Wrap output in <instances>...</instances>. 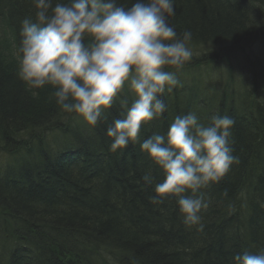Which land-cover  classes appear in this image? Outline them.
I'll list each match as a JSON object with an SVG mask.
<instances>
[{
    "label": "trees",
    "instance_id": "1",
    "mask_svg": "<svg viewBox=\"0 0 264 264\" xmlns=\"http://www.w3.org/2000/svg\"><path fill=\"white\" fill-rule=\"evenodd\" d=\"M118 3L130 6L129 0ZM174 8L167 23L178 36L190 31L188 47L203 51L179 70L165 69L189 80L160 97L167 109L141 127L140 142L155 132L166 135L175 117L189 111L205 124L214 114L234 119L230 141L239 162L203 190L209 206L200 213L202 231L185 227L175 198L153 202L154 184L163 177L139 143L111 150L106 131L122 118L120 101L131 105L129 93L117 96L95 128L83 121L73 131L56 127L60 136L52 144L40 142L62 109L51 86L31 89L18 76L20 24L34 19V5L0 0V25L12 38L0 41V142H12L5 148L18 164L3 167L0 177V238L9 241L7 247L0 243L5 264H18L13 252L19 248L28 253L43 242L49 247L44 264H233L236 254L264 249V0H174ZM215 66L224 73L206 82L203 68ZM79 132L86 136L76 141ZM70 135L73 149L49 160L48 153L59 148L53 145ZM34 138L33 153L26 142ZM103 141L109 157L95 159ZM149 171L152 185L142 180Z\"/></svg>",
    "mask_w": 264,
    "mask_h": 264
},
{
    "label": "clouds",
    "instance_id": "2",
    "mask_svg": "<svg viewBox=\"0 0 264 264\" xmlns=\"http://www.w3.org/2000/svg\"><path fill=\"white\" fill-rule=\"evenodd\" d=\"M32 2L34 19L20 24L19 78L31 89L51 86L62 111L89 129L127 85L133 100L130 106L120 101L122 118L107 128L111 150L139 143L163 177L154 184L153 202L175 198L185 227L202 231L200 213L209 206L203 190L239 162L230 141L234 119L214 114L205 124L189 111L175 117L166 135L155 132L140 142L141 127L167 109L160 97L179 84L165 69L179 70L193 55L192 33L178 36L167 23L175 15L174 0H129L127 7L118 0ZM142 180L152 185L154 177L149 171ZM233 264H264V249L236 254Z\"/></svg>",
    "mask_w": 264,
    "mask_h": 264
},
{
    "label": "bare ground",
    "instance_id": "3",
    "mask_svg": "<svg viewBox=\"0 0 264 264\" xmlns=\"http://www.w3.org/2000/svg\"><path fill=\"white\" fill-rule=\"evenodd\" d=\"M258 42H259V40H258ZM254 44L256 45L257 43L254 42ZM192 53H193V55H195L194 52H192ZM190 60H192V58ZM188 73H190V72H188ZM46 135H47V132L43 134L40 142L47 143V141H46L47 139L45 138ZM84 136H86V133L79 132V134L76 135V141L80 140ZM90 141L96 142L95 135H91ZM10 144H12V142H7V141L3 140L0 142V148L3 147V150L7 152L8 149H6L5 146H8ZM45 145L47 146L48 144H45ZM73 145H75V138H74V136L70 135L66 140L59 143L58 149L55 148V150H52V152L48 153V155H47L48 159L49 160H55L58 157L62 156L63 154L70 152L73 149ZM76 145H78L77 142H76ZM106 145L107 144L105 141L100 142L98 144L99 148L97 150V152H98L97 155L94 156L95 159L98 158V159H104L105 160V158L109 157L106 153H109L110 151H109V149L107 150L108 147H106ZM16 149H18V147ZM15 151H17V150H12L9 152H15ZM16 165H18V164H16ZM16 165H11V166L14 167ZM7 167H10V166H7ZM5 171L6 170H3V167H0V177H1V175H3L5 173ZM3 242H4L5 247H7L9 244V241L6 238L3 241L0 238V243H3ZM40 244L41 243H38L37 245L32 244V247L28 253H26V248H24V247H21L18 250L14 251L13 256L16 257V258H14V260L18 264H44V262L46 260H49V258L46 257V255H47L46 251H48L49 247L45 246L43 248V246L45 244L44 242L41 245ZM12 247L14 249L18 248V246H14V244ZM3 250H4V246L2 244H0V264H5V262L7 261V251H3ZM74 257L79 259V257L77 255H75Z\"/></svg>",
    "mask_w": 264,
    "mask_h": 264
},
{
    "label": "rangeland",
    "instance_id": "4",
    "mask_svg": "<svg viewBox=\"0 0 264 264\" xmlns=\"http://www.w3.org/2000/svg\"><path fill=\"white\" fill-rule=\"evenodd\" d=\"M0 40L1 41L5 40V41H8V42L11 41V35H9L7 33V31L4 30L1 26H0ZM257 47H258V45L254 46L255 49ZM192 51L197 54V53H200L203 50L202 49H194ZM236 61H237V59L232 60L231 64H232V67L234 69L233 76H234L235 80H239V75H237V73H236V70H237ZM204 70L207 71V72H205ZM224 71H225V69L223 67H221V66H219L218 68H216V66L213 67V68L205 67V68H203V71L201 72V74L204 77V80L206 82H208V79H210L211 77H216V75H220V73H224ZM248 75H249V73H248ZM176 78H177V80L179 82H186V81L189 80V77L186 74H184V75L179 74V76L176 77ZM126 92L130 94V92L128 91L127 85H125L124 89L118 95H123L124 96ZM57 116H59L57 123L54 124L53 126H51V125L49 126V131H47V135L45 136V138L47 139L46 140L47 141L46 144H48V143L52 144L56 140V138L58 136H60L59 135L60 133L55 131L56 127H63L64 129L71 127V129L73 131V130L77 129L76 126L82 121L80 118L76 117L74 114L64 113L62 110H61V113L60 112L57 113ZM35 139L36 138L30 139L29 141L26 142V143L29 144L28 145V149L31 150L33 153L38 148L37 142H34ZM61 141L62 140H60V142ZM53 146L54 147H58V145H53ZM16 153H18V151H16ZM24 154L29 156L25 151H24ZM15 157L16 156L13 157L10 154H8L6 151L3 150V147H1L0 148V167H4L6 165L7 166L16 165L17 164V160L14 159Z\"/></svg>",
    "mask_w": 264,
    "mask_h": 264
}]
</instances>
